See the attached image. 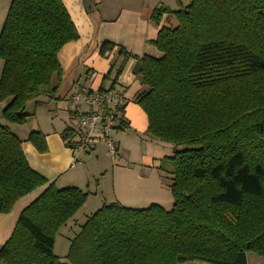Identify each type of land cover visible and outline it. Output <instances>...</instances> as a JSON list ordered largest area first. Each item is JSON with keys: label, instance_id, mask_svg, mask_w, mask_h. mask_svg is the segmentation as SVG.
Wrapping results in <instances>:
<instances>
[{"label": "trees", "instance_id": "trees-1", "mask_svg": "<svg viewBox=\"0 0 264 264\" xmlns=\"http://www.w3.org/2000/svg\"><path fill=\"white\" fill-rule=\"evenodd\" d=\"M165 13L178 25L159 30L153 44L160 56H134L121 46L118 54L136 59L133 73L143 88L134 101L147 115L146 133L174 146L164 158L174 163L172 209L104 204L62 262L56 236L89 193L49 183L31 166L23 140L0 123V214L47 185L21 212L0 264H248V251L264 257V0H189L176 10L156 7L151 19L159 23ZM78 39L63 0L11 1L0 32L5 122L23 123L27 103L41 94L56 98L59 52ZM116 46L104 41L99 54ZM123 68L111 64L103 76L114 72L109 89ZM73 135L72 127L61 133L74 149ZM27 140L40 153L48 150L39 130Z\"/></svg>", "mask_w": 264, "mask_h": 264}, {"label": "crops", "instance_id": "crops-1", "mask_svg": "<svg viewBox=\"0 0 264 264\" xmlns=\"http://www.w3.org/2000/svg\"><path fill=\"white\" fill-rule=\"evenodd\" d=\"M11 1L0 0V14L7 15ZM63 2L77 27L79 39L65 44L59 52L63 78L56 96L66 98V95L69 96L80 84L92 89L102 86L109 88L114 72L109 79L103 80V76L108 73L113 62L116 66L124 63L116 90L122 92L127 100L124 109L126 124L122 123L118 129H135L139 133L147 134V115L134 101L137 93L143 88L140 79L133 73L137 62L134 58L120 56L118 46L134 56L141 57L144 54L160 56L161 53L153 41L157 39L162 27L175 28L178 20L175 15L165 13L159 23H155L151 15L156 7L167 6L173 10L178 7L166 4L163 0H63ZM104 41L117 45L107 56L99 54ZM72 111L69 110L71 117ZM20 134L23 149L31 166L47 177L49 183L54 182L59 188L76 186L91 194L83 207L89 205L91 200L93 203L94 199L97 201L99 194L104 192L100 178L103 172H109L110 162L114 164L112 167L114 173L116 166H119L116 162L117 158H111L108 146L104 142L96 144L90 150L74 151L62 139L61 132L53 130L45 133L48 150L40 153L27 140L26 133ZM115 141L118 144V154L122 157L121 140L115 139ZM141 157L142 164L153 167L151 157L147 155ZM76 158H82L84 163L79 165L77 162L73 165ZM70 171H73L72 174H68ZM46 186L22 197L11 212L0 214V248L11 237L21 212L41 194ZM115 190L113 183L111 191H114V194Z\"/></svg>", "mask_w": 264, "mask_h": 264}, {"label": "rangeland", "instance_id": "rangeland-1", "mask_svg": "<svg viewBox=\"0 0 264 264\" xmlns=\"http://www.w3.org/2000/svg\"><path fill=\"white\" fill-rule=\"evenodd\" d=\"M163 1L169 5H176L178 8L189 3V0ZM5 18L6 14H0V32ZM3 64V60L0 59V75ZM69 110H73L70 96L66 95V98H58V96L49 98L41 94L27 103L26 113L28 115L23 123H7L1 117L0 123L8 125L11 131L19 137L22 132L26 133L28 137L32 131L36 130L44 134L53 130L62 133L68 127L77 129L76 120L73 116L71 117ZM111 135L113 140H121L120 146L123 150V155L121 157L118 154L116 159L119 166H116L114 173L112 171L114 164L112 161L110 162L108 166L110 168L109 172H103L100 178L102 181L101 187L105 190L99 194V199L97 201L94 199V203L91 200L89 205L82 206L75 216L58 232L54 252L60 257L62 262L68 263L67 254L71 241L80 232L88 216L92 215L104 204L119 201L127 207L146 208L153 203H157L167 210L172 209L174 205V196L170 187L174 163L171 160L164 159L166 156L173 154L174 146L172 143L152 139L148 134L139 133L135 129L129 128L114 129ZM75 137L76 135L73 138ZM142 155L152 158L153 167L142 164ZM76 160L79 165L84 163L82 158H76ZM72 172L70 171L68 174H72ZM113 183L116 187L115 194L114 191H111ZM246 256L248 264H264V257L254 251H248ZM196 263L214 264L205 260H196Z\"/></svg>", "mask_w": 264, "mask_h": 264}, {"label": "built area", "instance_id": "built-area-1", "mask_svg": "<svg viewBox=\"0 0 264 264\" xmlns=\"http://www.w3.org/2000/svg\"><path fill=\"white\" fill-rule=\"evenodd\" d=\"M95 75V74H94ZM73 105V118L77 129H74L75 138L69 139L74 151L90 150L96 144L105 142L113 159L118 156V144L112 138L114 129L121 126L122 106L127 100L122 92L116 89H92L80 84L70 95ZM77 160L73 162V165Z\"/></svg>", "mask_w": 264, "mask_h": 264}]
</instances>
